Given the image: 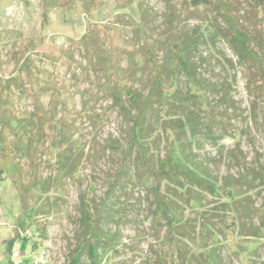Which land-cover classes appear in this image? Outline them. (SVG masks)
Instances as JSON below:
<instances>
[{"label": "rangeland", "instance_id": "1", "mask_svg": "<svg viewBox=\"0 0 264 264\" xmlns=\"http://www.w3.org/2000/svg\"><path fill=\"white\" fill-rule=\"evenodd\" d=\"M167 1L174 8L167 7ZM182 1L0 0V78L15 79L4 87L10 110L17 119L28 123L34 116V103L26 87L31 81H40L48 119L54 120L56 115L57 119L76 127L73 135L63 140V146L66 155L71 151L72 162L80 165L74 176L67 173L57 176L61 156L51 138L40 134L39 118H32L31 122L37 146L31 157L26 149L24 152L17 149L13 127L10 124L3 127L7 156L20 164L21 183L27 185L35 176L52 178L53 182L45 192L34 196L30 192L29 196L21 192L20 183L14 184L7 175L1 176L0 264L10 263L12 249L24 254L20 264H32L40 250L46 251L47 264H65L81 230L82 196L93 216L99 217L100 228L111 235L101 248L108 255L102 264H161V251L167 253L172 249L165 239L160 241L153 236L152 197L147 195L142 183L125 179L128 190L112 186L119 168L126 163L131 165L132 159L125 160L123 153L126 141L122 132L127 122L117 110L107 109L111 99L101 85L105 76L98 57L103 53L102 48H106L113 62L135 70L142 68L141 54L130 57L129 53L143 45L142 37L149 44L161 38L163 44L157 53L163 58L168 40L181 34L184 28H197L204 36L211 35L215 29L209 26V21L185 15L180 9ZM245 1L248 7L251 3L257 7L253 12L257 18L254 30L264 34V6L259 5L264 1ZM196 57L205 59V64H200L201 75L220 86L222 93L233 96L235 106L244 110V117L232 121L243 133L240 140L216 139L220 131L215 129L217 137L212 142L200 137L195 150L218 177L227 173L238 176L247 168H259L264 173V123L261 122L264 104L249 88L248 77L237 63L228 61L236 60V56L224 40L207 39L205 44H200ZM47 81L51 82L49 87L45 86L49 85ZM136 85L144 88L141 79ZM211 97L219 100L221 93ZM57 99L64 103L58 105ZM60 129L58 124L57 133L64 137ZM23 138L25 142L31 141L27 135ZM164 145L165 140L160 137L157 148L161 153ZM132 173L136 175L133 168ZM58 183L63 187L55 189ZM248 187L251 198L245 200L242 218L249 225H257L264 221V211L260 209L264 207V182H252ZM207 200L209 209L226 199L208 196ZM249 202L255 208L251 209ZM195 214L188 209L185 215L192 219ZM158 229L162 235L167 231L164 224ZM195 236L194 240H177V247L190 257L185 259L186 264H198L210 251L217 252L223 264H252V257L256 259L253 264H264V231L257 237L239 236L231 231L210 237L199 226ZM83 264H89L87 257Z\"/></svg>", "mask_w": 264, "mask_h": 264}, {"label": "trees", "instance_id": "2", "mask_svg": "<svg viewBox=\"0 0 264 264\" xmlns=\"http://www.w3.org/2000/svg\"><path fill=\"white\" fill-rule=\"evenodd\" d=\"M245 3V0H183L180 9L185 15L201 21L208 20L214 32L206 37L197 28H184L181 34L168 40L163 58L157 53L163 40L160 38L149 44L142 37L143 45L129 53L130 57H135L136 53L141 54L140 69L130 70L129 67L113 62L106 48H102L103 53L98 57L99 62L102 60L101 69L105 76L101 85L104 94L111 99L107 109L110 112L117 110L126 120L127 128L122 132V138L126 141L123 153L125 160L132 159L131 165L126 163L119 168L112 186L126 189L128 186L125 179L136 180L142 183L147 195L152 197L153 236L160 241L165 239L172 246L167 253L161 249V264H186L185 259L189 260L190 257L177 247V240L182 242L196 239L199 226L210 237L228 231L236 232L239 236L257 237L264 231V221L249 225L243 220L241 211L245 208V200L251 198L248 186L252 182L263 184L262 169L247 168L245 173L238 176L227 173L218 177L195 150V145H199L204 136L212 142L217 137L216 130L220 131L216 138L219 140L231 138L237 141L243 135L232 121L235 117L243 116L244 110L235 106L233 96L222 93L220 86L201 75L200 64H205V59L196 56L200 44H205L207 39L224 40L227 43L237 58L228 61L237 63L238 68L248 77L249 88L264 104V34L254 30L253 23L257 18L253 12L257 7L252 3L248 7V3ZM166 4L174 8L170 1ZM259 5L263 7L264 3ZM28 56L26 54V60ZM257 74L258 77H254ZM140 79L144 82V88L136 85ZM14 81L0 78V178L7 175L14 184L20 183L23 194L31 196L30 192H33L34 196L37 192H45L46 187L51 186L52 178L41 179L35 176L27 185L21 183L20 164L10 161L7 156V137L3 127L6 124L13 127L17 149L21 152L26 149L31 157L37 150L33 141L34 132L30 129L31 122L32 118H39L40 134L51 138L57 154L61 156L57 176L65 173L74 176L80 169V165L70 159L71 151L66 155L63 146V140L72 136L76 127L62 122L64 119H57L56 115L54 120L48 119L42 103L44 86L40 81H31L26 87L33 98L34 116L26 124L17 119L4 93L5 84L10 85ZM47 82L49 85L45 86L49 87L51 82ZM215 93H221L219 100L211 99ZM57 102L58 105L64 103L60 99ZM223 106L226 109H222ZM261 122L264 123V114ZM58 124L64 137L57 133ZM25 135L31 141L25 142ZM160 137L165 140L163 153L157 148ZM132 168L136 171L135 176ZM62 187L63 184L58 183L55 189ZM208 196L223 197L226 200L207 209L206 206L210 204ZM81 198V230L77 235V244L70 250L65 264H83L84 257H87L89 264H102L103 259L107 261L108 255L106 251L101 252V248L106 237L110 238L111 235L100 228L99 217L93 216L87 201L83 200V196ZM250 205L251 209L255 208L253 203ZM188 209L196 212L192 219L186 218ZM260 209L264 211V207ZM161 224L167 229L163 235L158 229ZM111 248L117 250L115 246ZM252 258L253 264L256 259ZM222 260L217 252L210 251L198 264H223ZM9 264H13L11 260Z\"/></svg>", "mask_w": 264, "mask_h": 264}, {"label": "built area", "instance_id": "3", "mask_svg": "<svg viewBox=\"0 0 264 264\" xmlns=\"http://www.w3.org/2000/svg\"><path fill=\"white\" fill-rule=\"evenodd\" d=\"M24 254L16 249H13L11 252V261L13 264H20L22 262L21 257ZM47 254L45 250H40L36 257L33 259L32 264H47Z\"/></svg>", "mask_w": 264, "mask_h": 264}]
</instances>
